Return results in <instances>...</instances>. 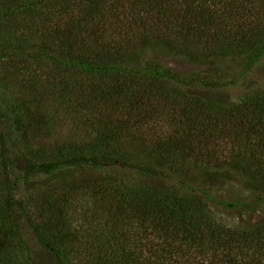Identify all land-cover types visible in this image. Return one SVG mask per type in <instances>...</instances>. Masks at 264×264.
<instances>
[{"label":"trees","instance_id":"trees-1","mask_svg":"<svg viewBox=\"0 0 264 264\" xmlns=\"http://www.w3.org/2000/svg\"><path fill=\"white\" fill-rule=\"evenodd\" d=\"M20 16L24 29L17 25ZM156 45L191 60L232 57L240 66L219 78L184 74L154 61ZM3 50L32 60L1 62L0 68L36 102L23 110L26 122L14 154L24 164L17 173L0 110V264H264V218L229 225L211 210L215 204L231 209L253 204L173 178L178 166L215 169L219 153L228 148L221 141L230 138L224 167L264 191V84L252 92L238 89L227 105L188 89L228 90L253 79L264 62V0L1 2ZM53 102L55 112L67 103L69 116H81L85 138L37 141ZM248 113L251 118L242 121ZM158 115L171 117L174 136L148 140L142 128L152 129ZM206 138L216 140L214 145ZM152 151L161 166L148 159ZM75 166L120 167L169 183L100 185L96 197L106 198L112 221L97 232L83 261L77 256L82 244L72 195L81 186L38 187L35 181ZM22 183L33 184V194L18 193Z\"/></svg>","mask_w":264,"mask_h":264},{"label":"rangeland","instance_id":"rangeland-1","mask_svg":"<svg viewBox=\"0 0 264 264\" xmlns=\"http://www.w3.org/2000/svg\"><path fill=\"white\" fill-rule=\"evenodd\" d=\"M19 0H0L5 3H12ZM12 19H15L13 17ZM18 20V19H16ZM23 17L20 16L17 25L19 28L24 29L25 22H22ZM26 52V51H24ZM23 52V53H24ZM152 58L154 61H158L169 65L177 71L184 74H189L193 72H198L202 77H224L229 75L231 72L237 70L240 66V61L236 58H222V59H199L191 60L178 55H173L169 50L163 45H156L153 49ZM18 54V53H17ZM0 63L4 62L10 63L13 61L14 64L25 62V60H30V57H25L21 55H15L11 51H0ZM17 56V58H16ZM7 57V58H5ZM9 57V58H8ZM18 59V60H16ZM17 61V62H16ZM36 68V64L32 62ZM25 64H27L25 62ZM4 77V79H1ZM36 77V76H34ZM12 77L7 76L5 71L0 68V110L3 112V129L6 133L7 141L11 149V161L13 162L12 167L15 168L17 173L18 167L24 164V161L19 157H15L16 147L19 145L18 137H21L20 132L23 122H26V115H24V107L30 101L34 100V96L26 91V88L22 85H18L16 81L10 80ZM264 84V62L259 66V69L254 73L253 79L248 81L246 85L239 88V86H232L228 90H209L206 87H194L188 88L192 93H198L201 97L206 98L210 102L220 103L223 105L232 104L236 100L234 93L239 89V91H256ZM36 102V99L33 101ZM67 102V101H66ZM68 104L65 103L60 107V113L55 112L58 104L52 103L49 106L51 109V114L48 112L46 118V128H44V134H42V139L39 138L37 141H44L45 143H62L70 141L72 138L78 141L85 138V131L87 125L81 119V116H77L72 113H66ZM47 109V108H46ZM212 117V116H211ZM251 118L249 113L244 115L242 121H246L247 118ZM158 121H156L152 126V129L147 127L142 128V131L149 139H154L158 137L170 138L174 136L173 129H176V125L173 124L171 117H161L157 116ZM210 119V118H206ZM212 123L214 121L212 120ZM229 125L225 123L224 129H227ZM36 128V127H35ZM91 130L92 128L89 127ZM36 130V129H35ZM31 138L36 142V131L31 132ZM20 139V138H19ZM172 139V138H171ZM202 139V138H201ZM207 144L213 143L216 140L212 138L203 139ZM230 138L221 141V146L226 147L229 144ZM128 142V141H127ZM130 143V142H129ZM228 148L223 150V156L218 158V161L214 164L216 166L213 170H206L203 168V164L194 165L189 164L187 166H178L174 171V179L184 180L186 182H192L191 184H205L209 185L216 194L221 195L223 198L229 200H246L253 204L250 208L239 207L236 209L220 207L218 205H211L212 212L219 220L229 225H253L259 223L264 218V202L262 201L264 197V191L260 190L257 186L253 185L252 182L245 177L244 174L239 173L236 170H228L225 168V164L228 159L226 158L228 153ZM200 155V154H199ZM201 157V156H200ZM148 159L154 162L156 165L161 166L158 163L159 157L152 151V157L148 156ZM221 165V167L217 166ZM3 167V166H1ZM0 167V168H1ZM38 187H44L48 185L60 182L62 184L74 183L76 182L79 186L78 189L72 192L74 195L73 206L75 208L74 222L80 227L79 241L81 242L80 251L77 256L80 260L85 261L88 255L87 246L91 245L95 239L100 236L97 232L101 231L107 224L112 220L111 214L108 212L110 209L109 204H106V198L100 197L98 193V187L103 183L107 186L118 187L120 184L127 183L129 185H158L159 183H169L168 180L159 181L158 179H150L138 172L132 170H125L120 167H102L93 168L88 166H75L67 169L65 172L58 175H44L35 179ZM118 185V186H117ZM34 185L22 183L19 192L28 194L32 193V187ZM96 186V188H94ZM125 186V185H124ZM47 189V188H46ZM30 190V191H29ZM49 190V189H48ZM100 192V191H99ZM108 203V202H107ZM109 207V208H108ZM114 210H111L113 212ZM96 231V232H95ZM139 231V230H138ZM25 236L28 239L30 245L35 246L34 239L30 234L25 231ZM145 239V236L142 238ZM148 242V241H147ZM146 247V246H145ZM148 249V247H146ZM93 250H90L91 252ZM96 252V250H94ZM178 255V254H177ZM149 251L145 250L143 257L145 259L149 258ZM182 262V260H181Z\"/></svg>","mask_w":264,"mask_h":264}]
</instances>
